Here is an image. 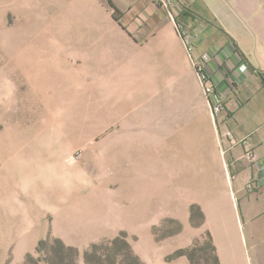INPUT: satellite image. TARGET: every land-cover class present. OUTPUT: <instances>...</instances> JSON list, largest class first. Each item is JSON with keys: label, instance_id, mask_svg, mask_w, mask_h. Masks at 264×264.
I'll list each match as a JSON object with an SVG mask.
<instances>
[{"label": "rangeland", "instance_id": "374dc122", "mask_svg": "<svg viewBox=\"0 0 264 264\" xmlns=\"http://www.w3.org/2000/svg\"><path fill=\"white\" fill-rule=\"evenodd\" d=\"M81 1L71 17V0H0V264H47L37 248L54 235L94 248L101 234L179 232L141 202L146 171L162 163L161 75L140 59L121 75L123 55L115 67L99 57L108 37L129 38L88 32L93 4L84 24ZM207 241L193 264H214Z\"/></svg>", "mask_w": 264, "mask_h": 264}, {"label": "crops", "instance_id": "0c3cea01", "mask_svg": "<svg viewBox=\"0 0 264 264\" xmlns=\"http://www.w3.org/2000/svg\"><path fill=\"white\" fill-rule=\"evenodd\" d=\"M88 1L93 4L88 32L111 35L116 26L129 38L123 42L108 37L99 45V57L106 56L115 67L123 55L129 63L121 75L129 74V65L138 59L161 75L162 163L146 171L141 202L145 200L146 209L164 211L163 216L178 220L182 228L166 235L101 234L90 240L94 248L88 245L60 256H72L75 264H125L124 250L115 243L120 239L140 264H191L188 255L176 253L206 239L215 247L219 264H264V0H177L183 8L177 19L192 33L194 56H213L208 69L217 73L219 83L212 96L225 104L218 120L165 8L153 0H112L120 12L117 20L110 0ZM85 2L79 16L84 24ZM71 3L67 12L74 17ZM240 57L251 66L245 74L236 67ZM193 205L201 211L198 220L192 219ZM54 236L77 246L69 243L74 239ZM37 253L54 256L53 251Z\"/></svg>", "mask_w": 264, "mask_h": 264}, {"label": "built area", "instance_id": "2783aa9c", "mask_svg": "<svg viewBox=\"0 0 264 264\" xmlns=\"http://www.w3.org/2000/svg\"><path fill=\"white\" fill-rule=\"evenodd\" d=\"M157 5L166 9L168 15L174 21L178 32L183 38V41L186 45L187 51L191 57V61L193 67L196 71V74L203 86L206 97L209 100L210 108L212 116L215 120H218L225 110V104L220 97H213L212 95L215 93V86L219 83V78L216 72L209 71L208 65L212 61L213 56L209 53H203L201 56H194L195 51V43L193 41L192 33L189 30V27L186 26L183 22H178L177 16L183 11L182 5L177 0H153ZM233 50H230V53ZM237 52V49L234 50V53ZM229 53V54H230ZM238 53V52H237ZM231 57V55L229 56ZM241 58V57H240ZM243 59V58H241ZM236 66V64L234 63ZM240 73H247L251 66L248 61L243 59L242 62L238 63L236 66ZM238 78H236L237 80ZM230 134V132H228ZM248 146V145H247ZM249 156L254 158V154L252 151H249Z\"/></svg>", "mask_w": 264, "mask_h": 264}, {"label": "trees", "instance_id": "16d2710c", "mask_svg": "<svg viewBox=\"0 0 264 264\" xmlns=\"http://www.w3.org/2000/svg\"><path fill=\"white\" fill-rule=\"evenodd\" d=\"M110 4L111 6L114 8V17L115 19H119L120 18V12H119V9L114 5V3L112 2V0H110ZM191 214H192V219H196L197 216H201V211L199 209L198 206L196 205H193L191 207ZM181 225L179 227V230H181ZM121 235H126L124 233H121ZM50 242V243H53L56 245V247L52 250L54 252V256L51 257L47 254V257L44 258L45 261L49 262V264H75L74 263V258L71 256L69 257L68 259L64 258L63 256H60L62 254V252H65V251H68V252H76L77 251V248L73 247V246H68L66 245L60 238H53V239H50V238H46V239H42L40 240L39 242V246L37 248V251H48L46 249V245L47 243ZM115 243H123V247L122 248H118L120 250H125L127 249L128 251H130L129 249V246L127 245V242L126 241H123V240H120V239H117L115 240ZM206 247L209 248L213 254V261H214V264H219V260L217 258V256L215 255V247L213 246V244L211 243V240L207 241V244H206ZM196 246H193L192 248H189V249H181L179 250L176 255H188V257L191 259L192 263L194 262L195 260V252H196ZM50 251V250H49ZM29 258H31L32 260H35L36 261H41L42 259L38 258V260H36L32 254H28ZM67 261V262H66ZM136 263L137 264H140L139 262H137L136 260Z\"/></svg>", "mask_w": 264, "mask_h": 264}]
</instances>
